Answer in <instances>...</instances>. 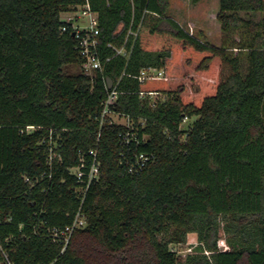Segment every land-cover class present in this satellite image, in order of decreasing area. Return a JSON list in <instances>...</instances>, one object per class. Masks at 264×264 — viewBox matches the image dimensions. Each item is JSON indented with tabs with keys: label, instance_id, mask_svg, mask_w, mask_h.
Wrapping results in <instances>:
<instances>
[{
	"label": "trees",
	"instance_id": "trees-1",
	"mask_svg": "<svg viewBox=\"0 0 264 264\" xmlns=\"http://www.w3.org/2000/svg\"><path fill=\"white\" fill-rule=\"evenodd\" d=\"M215 3L222 34L246 38L218 47L192 36L169 16L170 0H0V216L12 218L0 240L13 264H264V0ZM86 4L104 63L93 77L62 19ZM131 28L130 58L115 57L108 45ZM150 68L167 80L134 78ZM109 81L139 144H124L126 126L101 128ZM51 136L61 157L52 169ZM90 151L99 179L82 203L71 169ZM139 154L151 162L131 175ZM80 208L87 226L63 252L47 230L72 225ZM189 234L198 245L183 260L173 248Z\"/></svg>",
	"mask_w": 264,
	"mask_h": 264
},
{
	"label": "built area",
	"instance_id": "built-area-1",
	"mask_svg": "<svg viewBox=\"0 0 264 264\" xmlns=\"http://www.w3.org/2000/svg\"><path fill=\"white\" fill-rule=\"evenodd\" d=\"M81 11V15L78 16L77 21L79 19L85 18L86 23L83 27H76L73 24V21H69L72 25V31L75 34V38L78 41V49L80 52V55L84 59V65H83V72L85 75L93 77L97 72H102L104 70V63L100 58L99 53V36H100V28H99V20L98 17L93 13V11L90 8L89 4H86L84 7L79 9ZM67 22V21H66ZM67 28H64L63 31H66ZM138 36V33L132 28L127 32L125 39L121 45L116 44H109L108 47L111 48L114 52V56H122L126 59H129L132 53V45L129 47L130 39L133 38V41H135L136 37ZM134 44V42H133ZM112 58H107L106 63H109ZM137 79L140 83H144L146 81H156V80H167L165 77V72L163 70L159 69H145L141 71L139 76L134 77ZM118 84L112 83L111 89H109V86L107 87V97L104 100L102 104V110L100 114L98 115V120L100 122L101 128L105 125H123L126 126L127 129L130 131L127 133L124 137V144L126 146H129L132 140L139 144V139L137 137V132L132 123V121L122 116L121 114H118L115 111V107L118 104L119 97L122 93H120L117 89ZM157 93H140V97L144 96H155ZM122 118L125 119L127 122L126 124H120L118 122V119ZM188 119H185L187 121ZM36 128L35 127H28L27 131L32 132ZM100 138V135L99 137ZM132 138V140L130 139ZM45 143V141H44ZM48 145L50 147V155L48 159V165L50 169H52L53 161L58 158L59 161L61 160L60 155H58L57 149L59 148V145L56 141L53 140L52 136L50 137V140L48 142ZM87 156L91 157L90 162L87 161ZM133 163L129 166V174L131 175H137L142 173L148 164L151 162V158L148 155L145 154H139L135 155L133 158ZM71 174L76 178L78 188L75 190L78 194V197L82 199V203L84 202V198L86 196L87 191L89 190L92 183L95 181H98L99 179V163L97 162V153L95 151H90L88 155L81 154L80 155V164L78 167L71 169ZM47 174H44L45 176ZM48 177L51 179V175H48ZM26 182L31 184V181L29 179H26ZM12 222V218L8 219H2L0 216V225H7ZM87 226V218L85 214L82 212L81 208L78 210V212L75 215V220L72 225L67 226L65 228H54V229H48L47 233L48 236L52 238V241L54 243H59L63 245V252L67 249L73 234L77 230L85 229ZM10 240H7L9 242ZM220 244V243H219ZM219 248L222 251L225 250L227 247L225 244L219 245ZM225 248V249H224ZM0 250L4 257V262L1 264H13L9 260V255L4 250L1 240H0Z\"/></svg>",
	"mask_w": 264,
	"mask_h": 264
},
{
	"label": "rangeland",
	"instance_id": "rangeland-1",
	"mask_svg": "<svg viewBox=\"0 0 264 264\" xmlns=\"http://www.w3.org/2000/svg\"><path fill=\"white\" fill-rule=\"evenodd\" d=\"M215 6V0H202L199 4L196 5L190 3L188 0H170L169 16L176 20L179 25L190 35L199 37L200 33H203L206 35L207 40L211 44L218 47L222 46L226 40L231 41V44H233L234 42H238L241 39L246 38V36L243 35L241 32H234L233 34L229 35V37L222 34L221 30L218 29L215 24ZM80 15L81 11L79 10L70 13L69 15L63 14L62 19L63 21H66L70 17H73V24L76 27H83L86 23V19L81 17V19L77 21V18ZM254 18L255 20H259L260 16L257 15ZM232 53L236 55L237 51H233ZM241 59L243 63L242 73L245 76L247 74V65H245L246 56L244 52L241 53ZM78 72L79 71L77 68H69L65 70L64 73L65 75H74ZM162 98H164V96L160 94L152 96L153 101ZM193 120L185 121L183 124V129H187ZM118 122L120 124H126L127 121L125 119L119 118ZM160 239L164 240L165 238L160 237ZM220 244H225V241L222 239ZM197 245L198 236L196 234H189L186 244L178 245L173 249L175 250L177 255L184 260L187 255L194 254ZM227 249L228 247L225 250Z\"/></svg>",
	"mask_w": 264,
	"mask_h": 264
},
{
	"label": "water",
	"instance_id": "water-1",
	"mask_svg": "<svg viewBox=\"0 0 264 264\" xmlns=\"http://www.w3.org/2000/svg\"><path fill=\"white\" fill-rule=\"evenodd\" d=\"M73 36L75 37V34H73ZM109 89H111V86H112V81H109Z\"/></svg>",
	"mask_w": 264,
	"mask_h": 264
},
{
	"label": "crops",
	"instance_id": "crops-1",
	"mask_svg": "<svg viewBox=\"0 0 264 264\" xmlns=\"http://www.w3.org/2000/svg\"><path fill=\"white\" fill-rule=\"evenodd\" d=\"M69 15V14H68ZM73 21V17H70L68 20H66V21Z\"/></svg>",
	"mask_w": 264,
	"mask_h": 264
}]
</instances>
